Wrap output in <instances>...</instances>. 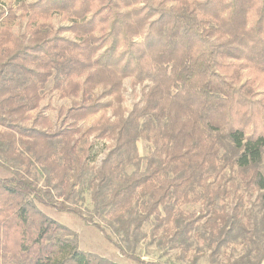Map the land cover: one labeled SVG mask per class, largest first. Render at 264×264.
Returning a JSON list of instances; mask_svg holds the SVG:
<instances>
[{
  "label": "trees",
  "instance_id": "trees-1",
  "mask_svg": "<svg viewBox=\"0 0 264 264\" xmlns=\"http://www.w3.org/2000/svg\"><path fill=\"white\" fill-rule=\"evenodd\" d=\"M127 79L139 96L131 109ZM50 82L72 101L58 129L41 109ZM98 141L107 152L93 165ZM0 165L9 171L0 174V264H119L82 250L79 234L41 206L92 224L137 264H167L125 246L149 222L153 239L182 252L203 228L212 262L240 233L257 244L264 0H0ZM88 191L89 215L78 206ZM230 195L235 208L220 211ZM197 203L199 213L183 210Z\"/></svg>",
  "mask_w": 264,
  "mask_h": 264
},
{
  "label": "rangeland",
  "instance_id": "rangeland-1",
  "mask_svg": "<svg viewBox=\"0 0 264 264\" xmlns=\"http://www.w3.org/2000/svg\"><path fill=\"white\" fill-rule=\"evenodd\" d=\"M19 1L20 0H6L7 4L12 3L16 5H19ZM33 1L35 0H28V2ZM57 22L55 20V23ZM60 24L64 25L66 23L59 22L57 23V26H60ZM66 34L68 35L69 33ZM125 85L128 89V92L126 94L124 106L127 109H131L132 106L139 101V96L133 93L132 88L130 87L129 79L125 80ZM71 102V99L61 97V95L56 90H53L52 82L49 83L43 94L41 109L43 110L44 114L51 119L53 127L55 129H58L62 122V118H60L59 115L61 108H67L71 105ZM36 113L33 112L32 114L35 115ZM98 117L99 115L92 116L85 121H81L80 125H90ZM107 143V141H98L93 145L90 152L91 164H100L101 160L104 158L107 152ZM138 146L141 155H146L148 152L147 144L144 141H140ZM0 174L9 175V171L0 165ZM41 184L43 185V180H41ZM240 194H244V191L241 188L238 190L237 195ZM254 199L255 195L250 201H245V203L240 207V209L242 210V215L246 216L248 211L252 209L251 203L252 201H254ZM237 203L238 198L230 195L225 200L220 201L218 207L220 211L227 210L228 212H231V210L235 208V205ZM78 206L81 207L87 215H89L90 211L93 208L90 191L86 193L85 199L80 202V205ZM41 207L48 215L69 226L79 234L80 248L82 250L99 253L100 255L106 256L119 264H137L124 258L120 254L118 249L112 243H110L104 237L102 232L95 228L92 224L86 223L80 217L72 213L59 212L54 209L45 208L43 206ZM183 210L186 213H199L201 210H203V204H187L183 206ZM254 210L255 212H259L257 208ZM94 220L96 222H101L106 232L111 235L113 239H118V236L106 222L101 221L99 218H95ZM152 227L153 223L151 222L147 223L143 227V232L145 235L141 237L140 241L137 244H133V242L130 240L125 243V246L127 248H133V251L136 254L140 255L142 258L148 261H159L167 264H228L229 262H234L246 256V254H249L251 260L256 259V257H260L261 264H264L263 232H260L259 236L255 237L257 244H255L253 240H251L250 235L247 237L246 235L240 233L239 235H237V238L232 237L231 241L228 244L222 246L217 260L215 262H212V250L207 244L203 228H198L193 231L190 239L191 244L185 252H182V250L180 249L169 248L167 243H159L158 239H153L150 236V230L152 229ZM197 257L198 259L196 260ZM194 260L196 261L194 262Z\"/></svg>",
  "mask_w": 264,
  "mask_h": 264
}]
</instances>
